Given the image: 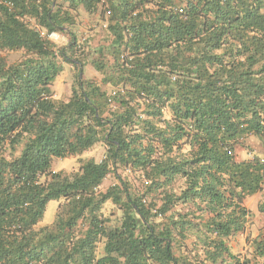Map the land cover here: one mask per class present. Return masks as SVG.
I'll use <instances>...</instances> for the list:
<instances>
[{
  "label": "trees",
  "instance_id": "1",
  "mask_svg": "<svg viewBox=\"0 0 264 264\" xmlns=\"http://www.w3.org/2000/svg\"><path fill=\"white\" fill-rule=\"evenodd\" d=\"M80 9L105 23L95 45ZM0 264H264V0H0Z\"/></svg>",
  "mask_w": 264,
  "mask_h": 264
},
{
  "label": "rangeland",
  "instance_id": "2",
  "mask_svg": "<svg viewBox=\"0 0 264 264\" xmlns=\"http://www.w3.org/2000/svg\"><path fill=\"white\" fill-rule=\"evenodd\" d=\"M104 21L100 19L98 14H88L84 10L80 9L79 14L76 16V23L72 26L73 31L77 35L78 42L82 43L85 41H90L92 45H95L97 41L103 36H105ZM49 38L55 43L56 47L64 45L68 41V36L64 33L56 32L49 35ZM21 57L20 52H7L6 58L9 63L17 61ZM62 71L55 78L53 82V92L54 98L56 99H67L71 94V88L74 84L76 69L68 63L61 61ZM83 76L85 78L98 79L99 74L92 68L89 63H86L83 68ZM252 148L256 151L260 150L259 144L255 141L252 142ZM106 146L104 143L99 142L95 144L91 149L83 152L79 156H69L63 159H57L53 163V169L55 171H62L64 174L70 175L74 173L81 162L88 158H93L95 160H100L104 156ZM241 157H245V151L240 153ZM115 178L112 174H109L104 179L101 189L107 188L109 185L115 182ZM178 183L175 184L174 188L177 189ZM256 200H246V206L250 209L255 205ZM60 201L51 200L46 206V210L43 215V219L40 225H50L55 217V213ZM105 214L113 213V219H118L120 212L111 204V202H106L103 207ZM262 217L257 215L253 217L251 223H249L247 232L250 235L255 236L261 226ZM232 249L234 252H241L245 250L244 234L237 235L234 239L230 241Z\"/></svg>",
  "mask_w": 264,
  "mask_h": 264
},
{
  "label": "crops",
  "instance_id": "3",
  "mask_svg": "<svg viewBox=\"0 0 264 264\" xmlns=\"http://www.w3.org/2000/svg\"><path fill=\"white\" fill-rule=\"evenodd\" d=\"M257 195H258V194H255V195L250 196V197H248V198H246V199H247V200H248V199H250V200H256V199H257ZM244 204H245V206H246V200L244 201Z\"/></svg>",
  "mask_w": 264,
  "mask_h": 264
},
{
  "label": "built area",
  "instance_id": "4",
  "mask_svg": "<svg viewBox=\"0 0 264 264\" xmlns=\"http://www.w3.org/2000/svg\"><path fill=\"white\" fill-rule=\"evenodd\" d=\"M253 149V148H252ZM256 152V150L255 149H253V153H255Z\"/></svg>",
  "mask_w": 264,
  "mask_h": 264
}]
</instances>
